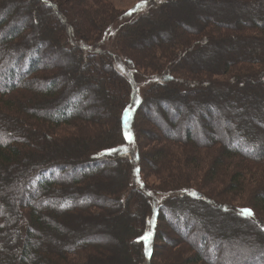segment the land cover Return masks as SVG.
Here are the masks:
<instances>
[{
	"label": "rangeland",
	"instance_id": "1",
	"mask_svg": "<svg viewBox=\"0 0 264 264\" xmlns=\"http://www.w3.org/2000/svg\"><path fill=\"white\" fill-rule=\"evenodd\" d=\"M26 1L0 0V59L6 67L0 68V80L7 69L14 70L19 79L21 68L12 64L19 46L24 52L31 47L29 51L33 53V45L45 41L39 50L42 61L36 78L25 77L29 87L25 89L29 91L18 89L14 91L18 92L15 98L26 102L37 99L39 104L44 102V107L55 109L72 91L87 88L89 92L81 113L86 115L88 125L82 132L90 133L91 127L98 131L94 135L98 138L84 148L85 152L117 144V118L122 105L131 97L129 82L134 87L136 100L141 94H154L151 101L138 110L134 122L137 139L128 145L129 155L121 157L122 154L117 153L120 158L103 165L99 176L90 183L93 194L100 191L105 195L102 191L111 186L119 202H110L111 208L105 210L107 206L101 205L105 198H101L102 208L97 204L88 211L90 214L67 220L68 230L75 231L72 235L78 232L94 235L91 240L98 239L96 244L104 253L106 264H264V205L255 198L264 193V154L253 152L255 146L261 151V144L264 145V65L255 69L242 61L247 57H262L259 43L264 44V37L253 42L245 33L253 32L252 18L256 22L264 19V0H152L149 10L145 5L141 7L140 0H48V4L56 7H47L40 0ZM90 2L94 4L92 7ZM141 12L139 22L125 24ZM227 23L235 28H226ZM18 24L25 31L18 42L6 48L2 44L4 30ZM106 25L110 27L105 32ZM85 27L90 28V42H83L88 40L84 38L88 35L81 30ZM118 30L126 33H123L124 38L117 37ZM145 32L148 38L143 37ZM186 39L188 44H185ZM217 40L229 47L219 58L214 45L209 49ZM157 43L159 46L146 51ZM196 44L208 51L199 61H188L189 56L186 60L185 56L191 57L190 50ZM72 45L78 50H66ZM225 55H229L232 65L240 61L236 65L238 75L215 74L221 67L219 64L228 59ZM156 76L165 78L160 81L162 85L154 84L152 80ZM51 81L52 96L33 97V90ZM231 86L237 92L229 96L230 91L235 90H230ZM174 87L180 92L196 90L195 87L199 90L189 94L190 97L176 100L171 96L176 90L170 92ZM244 88L249 89L247 95L239 92ZM169 101L176 104L172 106ZM205 101L208 104L204 106ZM5 126L0 118V128ZM34 127L31 126L32 130ZM237 132L246 138H239ZM53 135L50 136L54 139L59 135L68 136L63 130ZM228 149L245 155L222 158L220 153ZM133 150L142 155L141 167L134 163ZM57 151L50 154L44 149L40 157L43 159L38 160L66 162L69 166V162L76 163L77 159L91 156L81 154L77 158ZM217 160L221 163L217 164ZM233 175L239 180L237 187L231 183ZM7 180L5 175L0 178V200L7 192L17 196L24 186L19 181L13 186L7 185ZM77 192V189L73 191ZM180 193L197 194L212 202L188 201ZM174 196L179 202L173 201ZM43 200L39 198L40 205ZM15 203L13 217L20 213ZM177 203L194 209L192 215L196 223L200 222L189 230L194 234L189 235L188 231L186 234L183 219L171 213L182 211H177L182 208L176 207ZM165 206L168 207L163 214ZM173 206L175 208L168 210ZM155 208L162 213L160 220L153 217ZM245 209L254 214L242 216L241 211ZM196 231L205 235L206 242L202 245ZM54 237L59 240L58 234ZM210 240L214 242L212 247ZM60 241L63 244V240ZM195 241V245L199 244L196 247L202 248L205 260L188 261L193 253L189 246ZM209 247L212 258L206 252ZM75 249L68 258L72 264H83L79 249Z\"/></svg>",
	"mask_w": 264,
	"mask_h": 264
},
{
	"label": "trees",
	"instance_id": "2",
	"mask_svg": "<svg viewBox=\"0 0 264 264\" xmlns=\"http://www.w3.org/2000/svg\"><path fill=\"white\" fill-rule=\"evenodd\" d=\"M40 1L45 3V6L47 7H56V5L48 4L50 2L48 0ZM140 1L143 4L141 7H144L145 5L146 10H149V7L151 9V6H153L152 0ZM26 3H30V0L26 1ZM93 5L94 4L90 2V6L92 7ZM142 12L135 19L125 24L129 25L135 24L137 21L139 22L142 19ZM251 22L252 23L250 27H252L253 32H246L245 36L249 37V39L254 42L257 39L264 37V19H261L260 22H256L252 18ZM110 25H106L104 30L105 32L109 31ZM226 26L228 29H230L229 27L231 26L234 27L233 24L228 23ZM23 28V26L18 24L16 27L9 28L8 31L4 30L5 34L2 39V44L8 48L13 42H18V37L21 36L23 31H25V28ZM81 30H84V34L88 35L84 37L88 40H84L83 42H90V28L85 27ZM123 33L124 31L118 30L117 37L119 36L124 38L126 33H124V35ZM69 34L71 36H75L71 32H69ZM192 35L193 34H190V36ZM143 37L148 38V32H145ZM73 39L75 40V38ZM97 42L95 45H98ZM45 43V41L41 40L40 42L36 43V46L33 45V53H31L32 50L29 51L31 47L27 48V51L24 52L19 46V50L16 49V61L15 63L12 62L13 65L16 64L18 68H21L19 79H16L14 70L7 69V72L4 73V77H2L3 79L0 80V118H3L6 124L5 127L0 128V178L1 176L5 175L8 179L7 182H9L7 185L13 186L17 181L24 185L22 190L18 192L19 195L17 194L16 196L13 195V193L7 192L4 195L5 197H3V200H0V264H72V261L70 258H68V255L75 248V250L79 249L78 252L85 261L83 264H106V262H104L106 259L104 258V253L102 252L101 248H99V245L96 244L98 239L91 240L93 239L94 235H92V237L91 235H87L85 232H78L73 236L72 233L75 231L70 230L71 228L68 230L66 221H72L78 217L90 214L88 211L90 209H95L97 204L99 205L103 201L99 200L101 198H105V202L101 204L102 206H107L105 210L111 208L110 202H114L115 204L119 202V198H117L114 190L111 189V186H109L107 190L102 191L105 193V195H103V193L100 191H97V194H93L94 188L90 185V183H93L91 180H93L94 177L99 176V172L103 168V165L109 164L108 161H117L116 158H120L118 157L120 154H122L121 157L129 155L131 151H128L127 147L131 142H135L137 139L134 122L136 121L138 110L141 107H144L147 101L150 102L154 94L153 92L150 94L145 93V95L141 94V97L136 100L132 91L134 87L132 88V85L128 81L130 85L129 87L131 89V97L122 105V108L119 111L117 118L119 138L116 141L117 144L106 145L107 147L103 149L85 152L84 148L89 146L91 143H94V141L98 138V136L94 137V135H97L96 133H98V131L91 127L89 128L92 130L90 132L91 134L86 130L82 132L86 125H88V121L84 117L86 115L81 113L82 103L85 102L86 95L89 92L86 91L87 88L86 90L79 88L78 90L72 91L71 95H68L67 100L65 99L59 103L55 109H51L48 106L44 107V102H40L39 104L37 99H35L36 102H26L15 98L16 95L14 94H17L18 92L14 91L18 89L25 90V92L29 91L25 89V87H28V82L24 81V78L29 76L36 78L37 72L41 66L40 62L42 61V59L39 57V50L45 45ZM185 44H188L187 39ZM259 44L262 46V48H260L262 57L257 59L247 57L246 59L242 60L243 63L247 64L246 66H252L255 69H258L260 66L262 67L264 65V44L262 42ZM58 45L60 46V43ZM212 45L215 46L214 48L217 53V58H219L229 49L227 45H224L219 40L210 44V47L208 46L209 49L212 48ZM253 45L254 44L252 43L251 46L253 47ZM157 46H159L158 43L154 44L153 46L151 45L150 47L146 48V51H151L153 47ZM202 47L203 45L200 46L196 44L195 47L193 45L192 49L190 50L191 57L190 55H186L185 59L189 56L188 61H199L200 58L204 56V53L208 51V49L203 50ZM72 48L78 50V47L74 45L69 46L66 48V50H71ZM97 53H99V51ZM225 57L228 59L223 60V62L219 64L221 67L216 71L215 74L218 76L238 75L239 72L237 70L239 69L236 65L240 61L232 65L229 55H225ZM127 63L135 67V64L132 61L127 60ZM0 68H6L3 65L2 59H0ZM164 80V77L161 78L156 76L153 77L152 81L154 84L159 86L162 85L160 84V81ZM151 84L152 82L148 86ZM158 86H156V88ZM42 87L41 89L33 90L35 92L33 97L39 96L41 98H45L53 95L54 87L52 81L49 83H44ZM229 88L230 90L235 89L234 92L230 91L229 96H231L232 93L235 95L237 92L236 88L234 86ZM173 89H175V87L170 88L171 93L175 92ZM247 90L249 89L244 88L242 90L240 89L239 92L247 95ZM183 91L180 92V90H176L177 93H173L171 96L173 95L176 100L190 97L189 94H187V91ZM191 94L192 93H190V95ZM249 97L251 100L253 99L252 93L249 94ZM169 103L173 104L172 106L176 104L175 101H169ZM170 104H167L169 109L171 107ZM206 104H208L207 101H205L203 105L205 106ZM162 108L165 109L163 105ZM173 111H175V108H173ZM31 126H35V129L32 130ZM244 126L246 129H249V126ZM62 130L68 136L61 137L59 135V138L56 137V139L50 136L51 134L57 136L62 132ZM8 132H10V135L7 134ZM13 132H16V134L19 136ZM236 135L239 138H246L245 135L239 132H237ZM89 137L90 140H88ZM171 138L173 139V137ZM80 142H82V144H80ZM255 147V150L251 151L257 153V155L260 153L264 154L263 144H261V151H259V148L257 149V146ZM44 149H46L47 153L49 151L50 154L53 153V151L55 152V150H58L64 152L65 154H69L71 157L76 156L78 158L81 156V154L82 156L85 154H90L91 156L88 155V158L77 159L76 163L69 162V166L66 162H54L51 160H43L41 162L38 159H43L40 157L42 156ZM117 153H119V155ZM220 154L222 158L226 157L230 159L237 158L238 155H245L244 152L230 149L225 150ZM141 157L142 155H139L138 151L135 153L133 150L134 163H138L139 166V160ZM216 162L217 164L221 163L220 160H217ZM29 166L30 169L28 168ZM137 171H140L138 167ZM231 183L236 187L239 186L238 184H240L238 178L234 177V175L232 176ZM76 189L78 192L73 193V191ZM15 196L17 197L15 201L16 203L13 202ZM180 196L184 197V199H187L188 201L205 200L204 202L206 203L211 202L204 198V196H198L197 194L190 195L180 193ZM39 198L44 199L42 201V205L39 204ZM255 198L256 202L264 205V193H262L260 196L257 195ZM178 199L179 198L177 196H174L173 201L179 202ZM13 203L18 205L20 211V213H18L19 215L15 217L11 215L14 214L13 210L15 205L13 206ZM180 203H177L176 207L182 206V208H177V211L178 209L179 211H182L176 213V210H174L171 213L176 214L178 219H183L186 234L189 232V235H192L194 234V231L189 230L193 229L194 224H200V222L196 223V219L192 215L194 213L192 210L194 209H188L185 207V205H180ZM184 204H187V202ZM101 205L99 206L102 208ZM166 205H168L167 202ZM167 207L168 206H165L164 212H162L163 214L166 213ZM173 208L175 207H169L168 210ZM241 212L242 216H249L247 213L243 211ZM162 213H159L158 209L155 208L153 217L156 218V220H160L159 218L160 216L162 217ZM70 224L72 227L73 223L70 222ZM134 233L135 231L131 232L129 237L133 236ZM198 233L200 234V240L198 241L200 242L199 244L202 245V243L206 242V238L202 231ZM53 234L54 236L55 234H58L59 240L52 236ZM202 236L204 238H202ZM208 237L210 238V236ZM68 238L69 243H67ZM60 239L63 240V244H61ZM196 242L197 241L189 246L191 249H193V253H191L188 261L192 260L193 262H196L201 259L205 260V258L202 256V248L196 247L197 245L199 246V244L195 245ZM210 242L212 247L214 242L211 240ZM211 247H209L206 251L209 254L212 249ZM203 248L205 249V247ZM208 257L212 258V253ZM231 263L234 264L235 262Z\"/></svg>",
	"mask_w": 264,
	"mask_h": 264
},
{
	"label": "bare ground",
	"instance_id": "3",
	"mask_svg": "<svg viewBox=\"0 0 264 264\" xmlns=\"http://www.w3.org/2000/svg\"><path fill=\"white\" fill-rule=\"evenodd\" d=\"M216 54H217V53H216ZM262 80H264V79H262ZM192 87H194V85H193ZM247 88H248V87H247ZM192 89H194V88H192ZM192 89H188L187 94H190V93H192V92H196V91L199 90L198 87H195L196 90H192ZM219 93H220V92H219ZM193 201H195V200H193ZM211 202H212V201H211Z\"/></svg>",
	"mask_w": 264,
	"mask_h": 264
},
{
	"label": "snow or ice",
	"instance_id": "4",
	"mask_svg": "<svg viewBox=\"0 0 264 264\" xmlns=\"http://www.w3.org/2000/svg\"><path fill=\"white\" fill-rule=\"evenodd\" d=\"M243 212H245V213H247V215H251L252 213H251V211L250 210H247V209H245V210H242Z\"/></svg>",
	"mask_w": 264,
	"mask_h": 264
}]
</instances>
